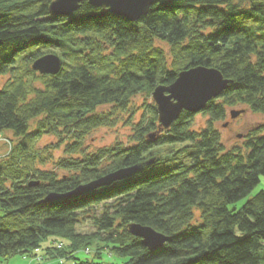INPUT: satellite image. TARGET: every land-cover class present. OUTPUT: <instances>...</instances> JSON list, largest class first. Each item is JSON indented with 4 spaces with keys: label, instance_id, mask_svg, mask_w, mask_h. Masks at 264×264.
<instances>
[{
    "label": "trees",
    "instance_id": "trees-1",
    "mask_svg": "<svg viewBox=\"0 0 264 264\" xmlns=\"http://www.w3.org/2000/svg\"><path fill=\"white\" fill-rule=\"evenodd\" d=\"M52 1L0 0V77L10 74L0 132L13 136L0 157V260L53 236L51 264L95 243L96 256L107 247L123 264H264V189L230 208L264 176V122L228 147L217 126L237 105L264 115V0H153L137 21L88 1L56 15ZM49 53L63 60L54 75L33 67ZM201 65L232 80L202 111L205 126L183 110L165 128L155 101L138 104ZM121 121L131 126L128 141L90 149L92 131ZM46 134L56 140L41 147ZM124 168L130 176L63 197ZM135 223L168 241L146 247Z\"/></svg>",
    "mask_w": 264,
    "mask_h": 264
},
{
    "label": "water",
    "instance_id": "water-1",
    "mask_svg": "<svg viewBox=\"0 0 264 264\" xmlns=\"http://www.w3.org/2000/svg\"><path fill=\"white\" fill-rule=\"evenodd\" d=\"M83 1H88L91 5L108 8L114 15H119L130 21H137V19L147 15L154 3L153 0H54L49 7L53 14L71 16L72 13L82 6ZM62 66L63 60L56 53L45 54L33 63L34 69L42 74H57L61 71ZM231 81L217 67L201 65L182 70L171 85H161L153 92L162 126L165 128L170 127L183 113V110H188L192 113L204 110L207 103L218 97L229 86ZM245 111V109L231 110V116L237 118ZM132 172V169L129 168L111 172V174H107L101 179L80 185L75 190L63 194V197L77 196L102 185H111L116 180L130 176ZM59 196L48 194L45 200H54L59 198ZM129 228L134 235L142 238L146 247L152 250L163 246L169 239L168 236L148 225L144 226L135 223L130 224Z\"/></svg>",
    "mask_w": 264,
    "mask_h": 264
},
{
    "label": "rangeland",
    "instance_id": "rangeland-1",
    "mask_svg": "<svg viewBox=\"0 0 264 264\" xmlns=\"http://www.w3.org/2000/svg\"><path fill=\"white\" fill-rule=\"evenodd\" d=\"M165 45V44H163ZM168 48L167 45H165ZM180 74V73H179ZM178 74V75H179ZM10 78V74H6L0 77V89L5 85V82ZM178 78V77H177ZM138 104L143 102H153L155 98H153V94L150 98H146L144 95H140L136 97ZM156 103V102H155ZM237 109H245L246 111L241 115L237 116V118H233L231 116V110ZM203 110L197 113L196 115V125L195 127L200 129L201 127L205 126L209 117L207 114L202 113ZM142 110L137 113L134 117V121H137L140 118ZM229 115L227 116V120H221L217 122L218 128H220L222 132V137L224 138V142L226 146H232L233 144H241L245 137H243L244 132L249 128V125L264 122V115L260 112L255 113L252 110L248 109L245 105H237V107L229 109ZM127 116V115H126ZM124 119V115L122 116ZM127 118V117H125ZM227 124V125H225ZM131 126H127L125 122L121 121L119 124L115 126L109 127H99L91 132L88 135L86 143L90 145V149L100 148V146L110 145L116 140H124L128 141V137L131 134ZM12 133L11 131L4 130L0 132V157H3L12 149ZM56 140L54 135L46 134L40 141L39 146L44 147L48 142H54ZM62 151H57L55 156H61ZM47 167L54 168L55 165L50 162L47 164ZM56 168V167H55ZM63 171L60 170V173ZM261 183L254 188L253 192L248 197L242 198L240 201L236 203L230 204V208H241V206L249 199L251 196L256 195L262 189H264V176L261 177ZM94 228L90 225L84 224L80 227V230L90 232ZM53 236L47 238L43 241L42 246L40 249L34 250L32 253L29 254H21L15 255L13 257L7 258L3 261H9L8 264H51L49 256L45 253V247L53 244ZM56 242L59 241L56 239ZM96 243L93 246L78 250L75 253V256L65 259L67 264H93L92 261H95L94 264H109V263H116V264H123L126 260L119 256L117 253L113 254L112 250L109 248L102 249L101 256H96L95 251ZM46 254V255H45ZM71 256L70 254L66 255V257ZM85 262V263H83ZM5 263V262H4Z\"/></svg>",
    "mask_w": 264,
    "mask_h": 264
},
{
    "label": "crops",
    "instance_id": "crops-1",
    "mask_svg": "<svg viewBox=\"0 0 264 264\" xmlns=\"http://www.w3.org/2000/svg\"><path fill=\"white\" fill-rule=\"evenodd\" d=\"M5 262V263H4ZM9 261L0 260V264H8Z\"/></svg>",
    "mask_w": 264,
    "mask_h": 264
}]
</instances>
